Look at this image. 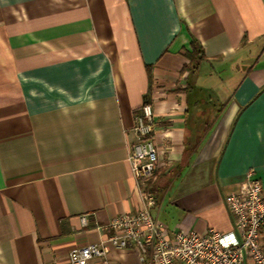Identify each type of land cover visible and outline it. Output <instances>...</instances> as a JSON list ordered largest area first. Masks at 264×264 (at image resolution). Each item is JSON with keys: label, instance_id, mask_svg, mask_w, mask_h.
Wrapping results in <instances>:
<instances>
[{"label": "crops", "instance_id": "obj_1", "mask_svg": "<svg viewBox=\"0 0 264 264\" xmlns=\"http://www.w3.org/2000/svg\"><path fill=\"white\" fill-rule=\"evenodd\" d=\"M145 101L157 166L137 181ZM250 170L264 192V0H0V264H70L146 194L169 237L229 232Z\"/></svg>", "mask_w": 264, "mask_h": 264}, {"label": "built area", "instance_id": "obj_2", "mask_svg": "<svg viewBox=\"0 0 264 264\" xmlns=\"http://www.w3.org/2000/svg\"><path fill=\"white\" fill-rule=\"evenodd\" d=\"M153 118L149 105H143L132 129L137 141L129 148L130 171L137 181L155 172L156 147L153 144ZM143 207L134 214L120 215L106 224L113 233L105 240L72 249L70 264H112L111 250L133 247L140 264H264L261 240L264 230V192L252 170L244 176L237 192L223 197V206L231 219V229L219 233L210 229L201 236L193 232L167 235L164 226L149 213L154 198L143 196ZM85 224V217H81Z\"/></svg>", "mask_w": 264, "mask_h": 264}, {"label": "trees", "instance_id": "obj_3", "mask_svg": "<svg viewBox=\"0 0 264 264\" xmlns=\"http://www.w3.org/2000/svg\"><path fill=\"white\" fill-rule=\"evenodd\" d=\"M183 57L186 61V65L181 70L182 74L183 73H187V74L195 73L198 70V67L201 64L202 60H204V58H205L203 50H201L200 45L194 39L190 43V50L189 51H187V50L183 51ZM144 104L146 105L147 101H145ZM154 173L155 172H153L152 174H154ZM144 178H146V177H144ZM144 178H142V179H144ZM140 181H142V180H140ZM261 244H262V252L264 254V230H263V238L261 240Z\"/></svg>", "mask_w": 264, "mask_h": 264}, {"label": "rangeland", "instance_id": "obj_4", "mask_svg": "<svg viewBox=\"0 0 264 264\" xmlns=\"http://www.w3.org/2000/svg\"><path fill=\"white\" fill-rule=\"evenodd\" d=\"M197 76L199 77V79H202V81L204 80L203 71H200Z\"/></svg>", "mask_w": 264, "mask_h": 264}]
</instances>
